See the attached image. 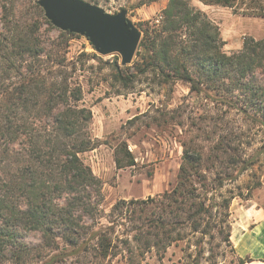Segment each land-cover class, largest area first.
I'll use <instances>...</instances> for the list:
<instances>
[{
  "label": "trees",
  "instance_id": "trees-1",
  "mask_svg": "<svg viewBox=\"0 0 264 264\" xmlns=\"http://www.w3.org/2000/svg\"><path fill=\"white\" fill-rule=\"evenodd\" d=\"M200 1L229 7L233 13L264 16V0ZM30 6L34 16L18 14L14 0H0V264H36V260L53 264L60 254H79L91 243L107 256L106 230L88 224L98 213L101 180L80 157L96 146L87 131L91 113L78 105L80 87L52 70L61 64L58 55L74 33L58 29L54 38L44 37L52 24L37 1ZM142 30L131 62L112 61L114 83L130 89L142 76L165 84L180 81L191 92L231 106L237 91L243 97L242 111L254 106L259 116L251 119L264 127V37H245L240 49L225 52L218 26L190 0H168L159 24ZM229 148L234 150L222 140L213 146L212 161L219 159L223 165L220 151L235 167L234 174L215 173L218 189L264 154V142L247 158L228 152ZM114 160L116 167L134 164L124 142L116 146ZM202 161L199 150L183 148L176 183L163 193L162 212L147 222L155 245L165 241V247L180 238L179 232L173 234L179 225L192 232L219 225L222 232L231 199L248 197L249 188L244 195L220 194V200L206 203L197 186L207 188ZM123 203L117 201L113 208L121 209ZM224 240L229 242V232ZM42 250L54 252L42 261ZM238 259V264L249 261Z\"/></svg>",
  "mask_w": 264,
  "mask_h": 264
},
{
  "label": "rangeland",
  "instance_id": "rangeland-1",
  "mask_svg": "<svg viewBox=\"0 0 264 264\" xmlns=\"http://www.w3.org/2000/svg\"><path fill=\"white\" fill-rule=\"evenodd\" d=\"M34 1L37 0H14L17 13L31 12L34 16L30 6ZM86 1L109 13L125 9L140 36L143 28L159 24L162 9L168 2ZM190 4L204 11L218 26L223 40L221 49L225 52L240 49L245 37H264L262 15L233 13L229 7L205 4L200 0H190ZM57 34L58 28L52 24L47 26L44 37L54 38ZM115 58L120 63L119 54L102 55L84 35L74 33L58 55L61 64L52 68L65 74L71 86L80 87L82 95L78 105L91 113L87 131L96 146L81 152L80 157L101 180V202L95 219L88 220V224L102 226L110 244L107 256H102L95 243H91L79 254H60L62 257L53 264H238L230 237L231 203L235 206L236 202L252 199L264 207V154L235 180L225 179L219 189L213 180L215 173L234 174L235 167L228 165L223 152V155L220 151L218 154L223 165L219 159L212 161L211 158H215L213 146L217 140L234 146V150L229 148L228 152L240 158H247L264 142L263 125L251 119V116H259L255 113L257 109L248 105L247 112H243V97L237 95V91L233 92L237 99L231 106L216 102L205 93L191 92L180 81L165 84L151 76L140 77L130 89L123 88L112 80L111 64ZM120 142L131 151L133 165L116 167L114 152ZM185 147L202 153L201 172L207 178V188L205 190L199 183L197 186L207 197L206 203L220 200V194L228 196L230 192L240 191L244 195L248 188L249 195H235L231 199L222 232L219 225L210 224L206 232H192L189 227L179 225L173 234L179 232L180 238L165 247V241L155 245L152 228L147 222L162 212V202H166L163 193L176 183ZM122 200L121 209H114L113 205ZM226 232H229V242L224 240ZM52 252L42 250L40 260H45ZM39 263L36 260V264Z\"/></svg>",
  "mask_w": 264,
  "mask_h": 264
},
{
  "label": "water",
  "instance_id": "water-1",
  "mask_svg": "<svg viewBox=\"0 0 264 264\" xmlns=\"http://www.w3.org/2000/svg\"><path fill=\"white\" fill-rule=\"evenodd\" d=\"M37 3L58 29L84 35L102 55L119 54L121 65L131 62L141 36L125 9L109 13L86 0H37Z\"/></svg>",
  "mask_w": 264,
  "mask_h": 264
},
{
  "label": "crops",
  "instance_id": "crops-1",
  "mask_svg": "<svg viewBox=\"0 0 264 264\" xmlns=\"http://www.w3.org/2000/svg\"><path fill=\"white\" fill-rule=\"evenodd\" d=\"M231 241L235 253L249 258L244 264H264V207L247 199L231 203Z\"/></svg>",
  "mask_w": 264,
  "mask_h": 264
}]
</instances>
